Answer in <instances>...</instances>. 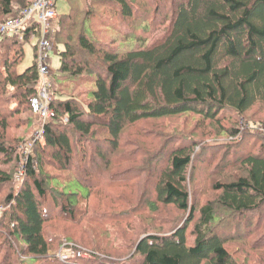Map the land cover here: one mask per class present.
Here are the masks:
<instances>
[{
  "label": "trees",
  "instance_id": "obj_1",
  "mask_svg": "<svg viewBox=\"0 0 264 264\" xmlns=\"http://www.w3.org/2000/svg\"><path fill=\"white\" fill-rule=\"evenodd\" d=\"M33 1L0 0V23L20 14ZM77 1L69 0V14L57 15L51 22V33L55 37L62 33L64 42L62 49H56L61 58L60 76L50 75L54 79H83L84 75L92 79L95 88L87 102L58 97L59 90L53 88L51 116L45 120L34 113L30 100L41 84L36 52L34 62L23 71L18 65L25 57V44L32 36H41V25L33 15L20 33L0 36V194L7 193L0 216V264H16L20 253L37 264H236L228 244L250 240L264 252V135L252 131L255 127L251 125L242 128L235 124L230 128L229 143L207 144L191 134L174 135L172 148L158 157L159 172L153 171L152 193L144 198L145 205L157 209L163 203L189 211L183 225L168 234L146 231L133 243L129 257L108 256L97 247H91L94 253L85 260L63 262L48 256L50 247L63 243L57 236L48 237L45 229L54 217L52 209H59L61 217L72 223L88 211L97 223L107 222L106 213L99 210L106 203L101 190L113 198L117 186L132 187L141 173L135 169L129 180L118 182L116 178L122 180V174H110L107 167L102 171L95 161L87 164L81 157L71 181L83 189L75 191L70 184L65 188L56 185L57 177L64 175L47 172L48 163L69 169L72 165L67 162L72 161L79 142H92V136L105 137L106 150L98 152L105 161L122 145L125 128L144 119L192 113L202 117V122L222 123L244 117L257 104L264 106V0H173L171 4L156 0V14L163 9L154 16L145 12V4L151 0H81L117 7L100 16L112 21L106 29L123 38L112 46L101 43L87 26L76 34L72 12ZM67 21L70 26L62 31L60 25ZM161 25L165 27L163 36L151 41V32ZM81 54L84 59L78 61ZM26 111L42 124V135L24 161L16 145L19 140L9 142L1 135L7 133L9 120ZM28 119L23 125L33 123ZM242 134L245 138L239 139ZM250 142L253 146L244 149ZM222 148L233 153L222 155L219 161L210 157ZM127 155L120 158L125 160ZM201 163L211 169L212 178H220L214 188L221 191L220 209L231 215L229 220L219 216L215 202L191 204L194 196L189 177ZM232 169L239 170L238 174H231ZM107 177V186L100 187ZM129 205L124 212L133 216L140 207ZM126 213L108 219L122 221Z\"/></svg>",
  "mask_w": 264,
  "mask_h": 264
},
{
  "label": "rangeland",
  "instance_id": "obj_2",
  "mask_svg": "<svg viewBox=\"0 0 264 264\" xmlns=\"http://www.w3.org/2000/svg\"><path fill=\"white\" fill-rule=\"evenodd\" d=\"M56 1L58 15L69 14L71 9L69 0ZM155 1L156 0H151L145 4V12L148 15H157L161 9H163V7H160L156 14V6L153 4ZM172 1L173 0H168V4H171ZM167 7L169 6L164 5V8ZM112 8L117 7H113L112 5L103 2L97 3L96 1H92L90 4L82 3L81 0L75 2V5H73L72 19L76 21V34L84 26H87L90 28V30H92L95 37L104 45L112 46L114 44H119L121 39H123L122 36L110 29H106L105 27L111 25L112 21L104 20L106 18L100 17L103 12L106 13V11H110ZM22 15L23 11L18 15H13L12 18H18ZM34 16L36 18V15ZM64 24V26L60 25L62 27V31L66 27L70 26V22L68 23L67 21V23L65 22ZM164 32L165 27L163 25H161V27L154 28L151 32L150 40L154 41L161 38ZM40 37L41 36H32L30 38V42L25 44V57L18 65L19 71H23L27 66L34 62L35 52L36 59L38 61L39 43L41 40ZM48 37H50L54 42V48L50 51V59H48L46 62L48 66L50 65L49 67L52 69V71H49V73L44 77L41 75V82H43V84L44 81L49 83L50 95L53 91V88H57V90H59V92L56 93L58 97H73L77 100H81L82 102H87L89 100L90 91L95 88L92 79L86 75L82 77L83 79L71 78L70 76L61 77L59 79H54L51 77L52 73L60 76L59 67L61 64V58L56 49L57 47L60 49L63 48L64 38L62 37V33H60V35L57 33L55 37L54 33L51 32L50 36L48 35ZM35 44H37V47L34 49L33 45ZM7 49H9V44L5 50ZM78 56V61L84 59L83 54ZM10 93L11 92L6 95L9 97ZM28 118H30L33 123L23 125L22 122L24 120H29ZM201 118L202 117L197 114L185 113L174 117L144 119L137 124L129 125L125 128L123 137L121 139L122 145L115 152H110L105 161L99 159L98 156L100 149L102 152L106 150L105 144H103L105 137L92 136L91 138L94 140L92 142H85L83 144L79 142V146L76 147L77 150L74 152L72 161L67 162L68 166L72 165L69 169H58L59 167L57 165L48 163L46 168L47 172L51 174L60 173V175H64L62 178L60 176L57 177L58 180L56 185L65 188L68 187V184H70V188L75 191L83 189L79 187L77 182L71 181L76 176L74 171L79 168L77 161L81 157L84 158V162L87 164L95 161V165L99 164L102 171H104L107 167V169L111 170L112 172L110 174H122V177L124 178L122 180H120L121 177L116 178V181L118 182H126L129 180L130 172L133 173L135 169L141 172L138 173L139 175L137 176V179L135 183H133L132 187H129L130 184H128V186L125 185L124 187L123 185L117 186V190H115L116 196L113 198L106 197L104 192L101 190V196H104L106 203H102L100 205V209H98L101 210L102 213H106L107 222L100 224L97 223L92 215H90V211H88L86 212V216H83L79 222L72 223L61 217V213H59L61 211L59 209H52L51 211L54 214V217L45 224V229L47 230L48 237L57 236L59 242L63 241V243L61 245H56L54 248L50 247L48 256H54V258H58L57 253L61 248L64 249L65 252L69 253L82 249L88 252L89 256H91L92 253H94L91 247H97L108 256L113 257L120 255L122 257H129L133 253V243L135 241L137 242V240L145 235L146 231H149V233L168 234L173 232L176 226L183 225V223H185V221L189 218V211L184 212L179 210L176 206L165 205L163 203H158L157 209H151L149 205H145L146 202L144 201V198L148 199L149 195L152 193L151 182L154 181V173L159 172V168L157 167L158 157H160L162 153L165 154V150L167 148H172V136L178 135L185 137V135L189 136V134H191L202 143H229L228 140L232 139L229 133L230 128L235 124L236 126L241 125L242 128H247L251 125V127H255L251 129L252 131L264 135V106L262 104H257L251 110L247 111L244 114V117H236L234 119L222 121V123L209 120L202 122ZM9 124L10 125L7 133L1 136H4L9 142L14 141L10 140L14 138L19 140L18 144L16 145L18 148H20L19 153L22 154L23 160L25 161L26 156L28 155L27 153L31 151L33 142L41 139L42 124L29 111L20 114V116H15L13 121L9 120ZM16 125H19V127ZM242 137L243 134L239 136V139L245 138ZM243 141L245 143L247 142V140ZM253 144L254 142H250L249 145H247L244 149L250 148L253 146ZM231 153H233V151H230V149L226 150L225 152V148H222L219 150L217 155L210 157L216 161H219L222 160V155L225 154L226 157H228ZM242 153L243 151L241 150L237 156L241 155ZM50 154V152H47L49 158L51 157ZM126 154L129 155H127L125 160L120 158V155L125 157ZM116 156L119 157V160L118 158H115ZM154 156L157 157H155V160L153 159V161L149 163V160H151ZM164 156L166 158L167 155ZM21 167L22 165L20 166V172L16 175V182L18 184L22 176ZM148 167H150L152 170L150 171ZM60 168H62L61 165ZM230 171H232L230 172L231 174L235 175L238 174L239 170L232 169ZM210 172L211 169L207 168V164L205 163L199 164V167H195L194 170L192 169L190 173L192 174V178L189 177V182L194 198H192L191 204L196 202L199 206H203L210 201L215 202L219 216L229 220L231 215L220 209L219 195L221 191L214 188L215 182H217V180L220 178H212L210 176ZM230 173H226L225 175ZM102 178L103 176L101 179ZM109 180L110 179L107 177L101 181L100 187L107 186ZM147 186L149 187L146 191ZM6 196V192H2L0 194V216L4 213L6 208L2 203ZM89 197L91 200V194H89ZM129 203L133 208L140 207L138 211L133 214V216H131L130 213L124 212L129 210ZM117 213H126V216H122V221L111 222L108 219L109 216ZM196 218L198 220V216ZM253 220L255 223V218ZM112 229L114 230L111 233ZM189 232L190 229H188V233ZM67 239H74V242L68 241ZM228 248L233 255L236 264H264V252L260 251V249L254 245L251 240L230 242L228 244ZM5 250L6 249H4V253ZM15 258L16 264H37V262L35 263L34 258L22 253L17 255Z\"/></svg>",
  "mask_w": 264,
  "mask_h": 264
},
{
  "label": "built area",
  "instance_id": "obj_3",
  "mask_svg": "<svg viewBox=\"0 0 264 264\" xmlns=\"http://www.w3.org/2000/svg\"><path fill=\"white\" fill-rule=\"evenodd\" d=\"M56 3V0H34L31 5L23 10V15L21 17L12 18L0 23V36L16 34L20 33L26 27L31 16L36 15V20L42 28L38 51V64L40 75H43V77L50 71V67L46 62L50 59V51L54 48V42L48 35L50 36L51 32V22L58 15ZM40 86L38 94L33 96L30 102L32 111L46 120L52 114L49 83L44 81V84L41 82ZM57 255L61 261L69 262L73 257L79 259L87 258L89 253L82 249L69 253L61 248Z\"/></svg>",
  "mask_w": 264,
  "mask_h": 264
},
{
  "label": "clouds",
  "instance_id": "obj_4",
  "mask_svg": "<svg viewBox=\"0 0 264 264\" xmlns=\"http://www.w3.org/2000/svg\"><path fill=\"white\" fill-rule=\"evenodd\" d=\"M73 258H77V257H73ZM73 258H72V260H73ZM87 258H89V256H88ZM87 258H84L83 260H85V259H87ZM78 259H79V258H78Z\"/></svg>",
  "mask_w": 264,
  "mask_h": 264
},
{
  "label": "bare ground",
  "instance_id": "obj_5",
  "mask_svg": "<svg viewBox=\"0 0 264 264\" xmlns=\"http://www.w3.org/2000/svg\"><path fill=\"white\" fill-rule=\"evenodd\" d=\"M10 108V107H9Z\"/></svg>",
  "mask_w": 264,
  "mask_h": 264
}]
</instances>
